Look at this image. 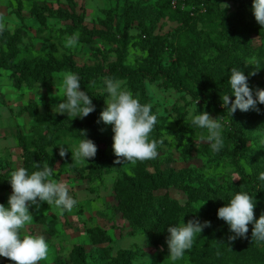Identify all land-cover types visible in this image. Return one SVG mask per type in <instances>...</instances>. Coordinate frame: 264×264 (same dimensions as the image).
Instances as JSON below:
<instances>
[{"label": "rangeland", "instance_id": "obj_1", "mask_svg": "<svg viewBox=\"0 0 264 264\" xmlns=\"http://www.w3.org/2000/svg\"><path fill=\"white\" fill-rule=\"evenodd\" d=\"M138 1L140 0H0V17L3 18L6 25L4 33L19 36V56L25 59L36 57L59 59L67 57L70 63L76 67H98L101 72H107L111 64L118 61V55L124 54V64L128 67L138 68L146 59V53L141 51L138 46V43L144 40L143 27L151 30L150 43L158 54V61L162 68H168L173 62L176 57L175 51L179 49L183 53L185 52L186 60L184 59L182 64L178 65L179 71H183V74L176 75L177 81L183 86L184 79L191 83L195 82L189 78V67L193 63L201 58L204 60L208 58L221 60L223 58L221 47L224 46L226 35L224 33L220 38H216L215 34L210 31L211 23L209 24V20L211 14H208V12L212 13V11L219 9L226 16L235 14L237 5L229 0H209L212 9L207 12L205 6L199 7L198 4H195V1L191 3L173 1V4L176 2L180 4L181 10L188 12V16H191L189 18L195 19V30L205 34V40L200 41L199 39L200 42L196 45L189 40L187 44V39H185L187 36L190 39V36L186 35L188 23L178 19L171 11L161 13L158 0H142V7L140 8L145 10L131 26L125 48L119 46L116 41L110 42L98 39L90 44L78 40L75 47L65 46L68 37L74 33H79L75 29L72 33H69V29L72 28L74 22L88 29H101L100 21L105 19V11L109 10L112 16V29H119L122 25L121 14L125 3L132 5ZM221 4H227L229 7L223 9ZM252 4L253 0L246 8L244 22L249 33L250 48L255 49V51L253 52L249 48L247 54H245V51H239L238 49L232 52L240 60L244 62L251 61L253 65L257 60L256 52L258 48L264 50V26L256 21ZM35 8H37V12L42 13L43 24L38 21V14L33 13ZM48 10L64 15L65 20L50 17ZM218 30L220 31V28ZM145 40H147V37ZM3 47L4 45L0 44V48ZM63 73L53 74L45 84L35 83L32 87L24 85L17 89L9 71L0 68V175H4L3 179L8 182H10L9 173L18 167H22L23 164V148L19 144L18 137H24L26 140L36 137L32 129L36 122L24 111V108L29 107L30 109H36L39 113H49L55 117H66L69 120H84V118L79 117L73 119L66 113L60 115L53 111L54 106L61 102L59 98H64L60 91ZM98 81H100V78ZM120 81H122V86L129 90L127 81ZM148 84L155 86V94H149L146 87ZM248 84L253 89L254 98L255 89H264V82L259 77L255 82ZM143 85L146 94L145 104H151L152 113L157 115L155 125L159 131L157 141L161 142L157 149V157L163 159L161 169H171L175 173L182 170L191 171L198 180L205 181L211 186L212 183H215L219 192L222 194L229 192L232 195L233 189L230 186L237 185L240 182L238 170L229 162L219 163L209 160L206 155L201 154L202 146L210 145L206 139L207 131L192 125L189 117V109L195 101H198V112L207 111L213 118L222 117L223 132L226 127L228 128V120L224 113H220L222 109L219 107V112L211 109L206 110L200 99H194L186 91L170 88L162 80L152 82L145 80ZM81 90L87 92V94L104 96L97 110L99 120L101 111L106 107L105 99L108 96L106 88L102 89V85L96 84L94 87L86 85ZM257 107L260 109L259 112L249 110L245 113L264 116V104H258ZM98 124L99 131L110 140L107 146L101 144V147L105 150V155L107 157L115 156L112 148V137L114 135L112 125H105L102 121ZM261 124L264 126V117L261 119ZM102 129L103 131H101ZM35 131L37 133L43 132L41 129ZM259 132H264V129L253 132L252 137L243 142L242 145L243 155L240 164L246 172H249L248 164L250 160L253 162L255 158L264 159L262 154L256 156L258 151L264 150V144L260 143L261 136ZM60 144L68 149L66 156L71 160V150L78 146L75 136L65 135L58 138L55 147L49 149L50 155L58 157L50 179L66 183L69 188V195L76 199L77 204L71 212L65 211L62 215L55 205L49 206L47 203H41L39 209H36L35 206L29 209L33 212L34 218L35 216H45L43 223H38L33 218L23 230L26 234L44 236L49 245L47 259L40 261L39 264H71V257L78 248L83 249L85 264H110L111 260L123 252L131 256L129 259L130 264H194L188 259L187 251L177 261H172L170 258L161 260L158 257L160 248L151 246L146 235V242L143 247L141 244L143 233H131L127 221L116 210L117 201L112 187L117 176V169L122 168L126 174L130 175L134 164H124L123 161L117 164L114 160V163L110 164L112 171L102 170L97 177L90 172L87 166L89 162L77 163L72 161V168L67 162L64 166H60ZM186 148H189L188 153L184 154ZM146 169L148 172H153L149 165ZM11 193L12 190L0 188V204L8 207V199ZM153 194L155 196L166 195L168 198L176 200L182 207L188 202L186 192L172 187L156 191ZM204 203L203 201L193 203L195 212H200L205 205ZM194 219L199 220L201 223L206 221L203 217L198 216ZM187 222L184 223L187 224ZM94 229L106 232L110 237V242L91 246L87 241V235ZM208 244L207 241L205 245ZM198 247H202V243ZM226 257L232 264H238L233 252H229ZM4 260L5 257L0 256V262Z\"/></svg>", "mask_w": 264, "mask_h": 264}, {"label": "trees", "instance_id": "obj_2", "mask_svg": "<svg viewBox=\"0 0 264 264\" xmlns=\"http://www.w3.org/2000/svg\"><path fill=\"white\" fill-rule=\"evenodd\" d=\"M141 1L132 5L125 3L124 10L121 14L122 25L119 29H112V16L109 10L105 11V19L100 21L101 29H88L74 22L69 29V33L77 30L80 34L79 40L84 43H94L96 39L101 41H116L122 48L128 43V32L134 21L139 19L145 10ZM174 0H158V6L161 13L171 11L181 21L188 23L186 35L187 44L191 41L196 45L201 40H205V34L195 30V19L189 18L188 12L181 10L179 3H191L195 1L198 6L206 7V12L211 8L209 0H178L173 4ZM237 5L236 13L226 16L219 9L209 11L211 14L209 24L210 31L215 34L216 38H220L225 33V42L222 46V59L208 58L200 59L193 63L190 67L189 78L194 83L184 79L185 83H179L176 75L183 74L179 71L182 61L186 60V54L179 49L175 51L176 57L168 68H162L158 61V54L150 43V29L142 28L144 40L138 43L139 49L146 53L145 61L138 68L128 67L124 64V54L118 55V61L111 64L107 72H101L97 67H76L70 63L67 57L59 59H51L44 57H36L25 59L19 56L20 49L18 47L19 36L6 33H0V44L4 45L0 48V68L9 71L15 88L20 86L32 87L35 83L45 84L51 79V76L60 72H72L79 76L81 88L95 81V85H102V89L106 88L104 83L105 77L114 80H126L129 90L135 98H138L142 104H145V90L143 82L162 80L168 84L170 88L186 91L194 99H200L206 110H214L224 113L228 120V128L222 132L224 146L222 150L215 153L211 150L210 145L202 146V155H206L209 160L219 163H230L237 170L240 176V182L237 185H231L233 194L229 192L222 194L215 183L212 186L205 181L198 180L194 177L193 172L182 170L175 173L171 169H161L163 159L155 158L143 162H137L132 168V174H126L122 168L117 169V176L114 180L112 191L117 201L116 210L121 214L122 218L127 221L131 233L146 235L151 246L160 248L158 257L161 260L169 258V250L166 243L169 233L167 227L176 226L182 221L187 222L195 217H203L206 221L211 222V227H207L195 237L194 245L191 250L186 252L188 259L194 264H232L227 259V254L233 252L236 256L238 264H264V244L251 243L252 225H249L247 238H237L230 241L229 236L234 235L230 231L227 223L217 216L220 207L225 206L232 196L237 192H247L254 196L256 206L254 209L255 218L259 219L261 213H264V181L259 180V174L264 172V159L255 158L249 161V172L241 166L240 159L243 155V142L252 137L253 132L264 129L261 124V114H249L237 111L234 114L228 112L227 108L222 107L221 96L230 95V100L234 101V95H231V88L228 80L231 75V68L237 67L248 76V83L255 82L257 77L264 82V50L258 48L256 55V63L252 66L246 65L243 60L232 51L238 49L248 53L249 33L244 22L246 8L251 0H229ZM173 7V8H172ZM50 17H57L65 20L64 15H60L53 10L47 11ZM37 13L38 21L43 24L44 18L42 13L37 12V8L33 11ZM220 28V31L218 30ZM150 30V31H149ZM147 37V40H145ZM149 38V40H148ZM200 39V41H199ZM182 48V47H181ZM251 49V48H250ZM253 52L255 49H251ZM195 54V53H194ZM193 54V55H194ZM198 57V54H197ZM197 59V58H196ZM255 71V75L249 73ZM191 76V77H190ZM100 78V81L98 79ZM194 84V85H192ZM95 105V111L90 113L83 121L69 120L66 117H55L49 113H39L36 109L24 108L31 118H34L36 124L32 129L36 137L26 140L24 137H18V141L22 149L23 164L31 174L33 171L39 170L34 167V163H40L41 167L44 163H48L54 167L58 157L49 154V149L54 148L58 138L65 135L75 136L77 143L84 139L81 131L86 132V138L91 139L97 146V154L94 158L87 162L90 172L99 176L102 170L112 171V162L117 158L115 156L107 157L102 145L107 146L110 140L103 136L99 131L98 108L103 100V95L88 94ZM231 105H229L230 107ZM41 129L42 133L35 130ZM159 138L158 128L154 126L150 139L157 140ZM232 146V147H229ZM186 148L184 154L188 153ZM264 155V150L258 151L256 156ZM60 166H64L67 162L72 168V160L65 157H59ZM149 165L153 172H148L146 167ZM5 176L0 175V188L4 190H12L10 182L3 179ZM172 187L179 191H184L188 195V202L185 206H180L176 200L168 198V196H155L153 193L165 188ZM197 201L205 202L200 212H195L193 203ZM193 213H195L193 215ZM45 217V216H44ZM43 216H35L34 220L43 223ZM212 228V229H211ZM87 241L92 246L98 243L110 242V237L106 232L100 229L91 230L87 235ZM208 241V245H205ZM202 243V247L198 245ZM130 255L123 252L116 258L111 260L110 264H130ZM0 264H14L8 258H5ZM71 264H85L83 249H76L71 257Z\"/></svg>", "mask_w": 264, "mask_h": 264}, {"label": "clouds", "instance_id": "obj_3", "mask_svg": "<svg viewBox=\"0 0 264 264\" xmlns=\"http://www.w3.org/2000/svg\"><path fill=\"white\" fill-rule=\"evenodd\" d=\"M221 5L223 9L229 7L227 4ZM252 10L256 21L264 26V0H253ZM5 29L6 25L0 17V33H3ZM78 40L79 33H74L67 38L65 46L75 47ZM245 64L252 65V62H245ZM255 74V71L249 73V75ZM104 83L108 96L105 99L106 107L101 111L97 123L102 121L105 125H112L114 133L112 148L117 158L115 163L120 164L123 161L124 164H135L157 158V149L161 142L150 139V134L157 123V115L151 111L152 105L142 104L130 90L122 86L120 80L105 77ZM228 83L235 100H230L229 94L221 96V100L222 107L227 108L230 116L237 109L242 112L260 111L257 105L264 104V89H255L254 98L253 89L248 84V76L237 67L231 68ZM94 85L95 81H92L89 87ZM146 87L150 95L155 94L154 85L148 84ZM60 91L64 98H59L61 102L54 106L55 113L60 115L66 113L73 119L77 117L83 119L95 111L92 99L87 92L81 90L80 78L77 74L70 71L63 73ZM197 102L195 101L189 109L191 123L207 131L206 139L210 143L211 150L218 153L224 146L222 117L213 118L207 111L198 112ZM81 133L84 139L78 146L72 148V161L87 163L89 159L96 156L98 149L91 139L86 138L85 131ZM259 135L260 143L264 144V132H259ZM59 146V155L63 158L68 149H65L63 144ZM34 167L39 170L31 174L24 167H18L9 173L12 193L8 199V207L0 204V256L8 258L14 264H39L48 257L49 245L45 237L23 232L26 225L34 218L33 212L29 210L32 206L39 209L41 203L55 205L62 215L65 211L71 212L77 204L76 199L69 195L66 183L50 179L54 172L53 167L48 163H44L42 167L40 163H34ZM259 180L264 181V172L259 174ZM255 206L254 196L241 191L235 193L225 206L218 209V218L225 221L230 231L234 233L229 236L230 241L247 238L249 225H252L251 243L264 244V213L256 219ZM207 227H211L210 221L201 223L197 219L189 220L187 224L182 221L176 226L167 227L169 235L166 243L169 258L172 261L181 259L185 252L193 247L195 237ZM145 242L146 237L143 234L141 238L143 247Z\"/></svg>", "mask_w": 264, "mask_h": 264}]
</instances>
